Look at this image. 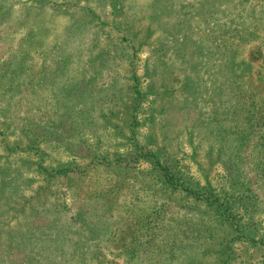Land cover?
Returning <instances> with one entry per match:
<instances>
[{
	"label": "rangeland",
	"instance_id": "1",
	"mask_svg": "<svg viewBox=\"0 0 264 264\" xmlns=\"http://www.w3.org/2000/svg\"><path fill=\"white\" fill-rule=\"evenodd\" d=\"M121 1L115 8L110 0H0V264L75 261L86 250L77 243L84 246L90 237L103 253L110 252L107 259L114 264H132L122 249L107 242L106 231L112 228L124 247L155 235L149 244H139L142 254L136 264H196L200 259L209 264L212 256L204 255L205 249L216 251L220 241L226 242L225 228L208 229L211 212L203 205L181 201L169 190L156 195L153 189L160 186L147 164L92 165L85 175L55 178L37 169L41 156L31 149L32 141L45 153L44 165L93 160L82 143H70L68 151L57 148L72 127H86L90 143L101 139L104 153L135 150L116 145L122 135L96 118L100 111L107 114L132 103L135 77L147 80L141 111L156 103L159 123L153 129L167 132L174 152L192 154L191 127L210 110V102L208 95L188 99L183 85L190 80L194 86L197 76L210 80L218 75L224 60L218 46L237 51V61L264 53V0ZM239 30L253 33L252 39H238ZM146 69L154 70V79L144 77ZM259 70L255 67L251 76L257 78ZM259 91L264 96V83ZM50 132L65 136L61 140ZM256 140L243 145L240 168L250 187L264 197L263 175L254 168L263 155ZM197 152V162L185 163L197 174V165H205L218 181L223 166L211 167L209 158ZM118 177L130 186L110 200L104 191ZM82 211L87 229L79 220ZM230 233H235L234 226ZM184 243L191 246L190 254L175 249L171 257L172 245ZM86 251L90 255L97 249L93 245Z\"/></svg>",
	"mask_w": 264,
	"mask_h": 264
},
{
	"label": "trees",
	"instance_id": "2",
	"mask_svg": "<svg viewBox=\"0 0 264 264\" xmlns=\"http://www.w3.org/2000/svg\"><path fill=\"white\" fill-rule=\"evenodd\" d=\"M110 1L115 8H117L116 4L122 2L121 0ZM252 34L243 33L242 31L239 33L240 37L238 35L237 38L249 41L252 38H248ZM219 47L216 49L219 54H221L220 50L224 51V60L219 66L218 75L211 77L210 80L209 78L197 76L194 86H192L190 80V83L186 82L183 85V91L188 93L186 95L188 99L194 97L195 94L201 99L208 95L207 101L210 102V104L206 102V106L210 110L201 113L199 119L191 127L188 142L194 145L192 154L189 153L188 155L182 149L174 152L175 143H169L171 140L167 132L161 130L162 133H159L153 129L155 123L156 125L159 123L156 109L153 107L156 103L149 102L148 104L151 106L149 111L146 109L144 112L141 111L143 108L141 101H144L142 84L147 80L141 81L138 77L133 78L136 86L132 89V93L135 97L130 98V100L133 99L130 105H127L124 100L123 110L112 109L107 114L100 111L96 115L97 119H102L103 122L109 124L115 134L122 135L116 145H132L135 146V150H127L125 155L118 152L111 153V151L104 153V151H101V145L104 143L101 139L97 144L88 141L89 130L86 127H72V132L67 139L64 138L65 141L56 146L58 149L66 147L68 151L71 147L70 143L84 144L85 148L93 155V160L87 164L81 165L79 160L72 158L70 162L64 163L65 165H44L47 162L45 153L41 154L40 148L35 145L36 141H32L34 146L31 149H35L37 155L41 156L40 162L37 163V169L40 172L43 170L50 171L54 178L68 176L71 173L85 175L92 165L97 167H121L122 165L129 166L131 163L147 164L152 169L150 173L154 184L160 186V188L153 189L156 195L160 192L164 194L166 190H169L176 193L181 201H191L197 203L198 206L203 205L211 212L212 220L208 229L214 230V227L221 230L225 228L226 230L223 229L224 234L227 233L226 231L229 232L224 239L226 242L220 241L216 251L205 249V251H208L204 255H211L214 259L211 258L209 264H264V197H259V194L250 187L240 168L243 145L252 138L257 139V146L263 155L256 161L254 168L262 173L264 179V96L259 91V86L264 83V55H261V62L255 65L258 62V58L255 57L264 53L259 51L254 53L250 60L237 61V51H234V49L228 50L229 47L226 45L223 48ZM164 52L160 50V54ZM257 66L260 68V73L255 78L251 75L254 74L253 72ZM153 72V69H146L144 77L150 80L154 79L152 77ZM226 72L227 74H225ZM95 110V107H92L91 112H95ZM91 112L89 111V114H92ZM113 120L120 121V125L114 124ZM124 123L127 124L128 129H126ZM147 129L150 132H147ZM99 132H101V129L92 133L93 137L95 134L98 135ZM49 134H56L61 140L60 136H65L60 132L55 134L50 132ZM93 148H96L97 151ZM112 148H117V146ZM198 150L209 158L208 162L211 167L220 165L225 169L224 174L218 178V181L210 177L205 165H197L199 171H201L200 174H197L190 164L185 163L188 159L197 162ZM227 155H229L228 158H225ZM115 180L116 184L108 186L109 189L104 191L106 195H111L110 200H114L112 195H117V193L126 189L124 187L130 186V184L127 186V180L124 183L121 177ZM141 189L144 188L141 187ZM83 213L82 211L79 220L81 227L85 226V229H87ZM232 226L235 227V233L233 234L230 233ZM107 232L110 234L107 242L110 241L118 249H122V253L132 264H136L137 259L141 257L142 253L138 249L139 244L143 245L145 243L147 245L155 239V235H147L149 237L147 241L139 242L135 240V242H131L130 246L124 247V239L118 240L113 235L117 234L116 228L109 229ZM94 238H88L84 243L85 247L80 242L77 245L82 250H88L94 245V248L97 249L96 253L88 255L85 250L80 256L81 258L75 257V261L70 259L59 264H91L89 263L91 259L94 264H114L112 259H107L110 252L103 253L100 248L101 245L95 243ZM172 246L169 250L171 257L176 255L175 249H186L183 250L186 255L190 254L187 251V249H191L190 245L184 243L181 245L173 244ZM78 250L75 251L76 255L79 253ZM196 264L207 263L200 259L196 260Z\"/></svg>",
	"mask_w": 264,
	"mask_h": 264
}]
</instances>
